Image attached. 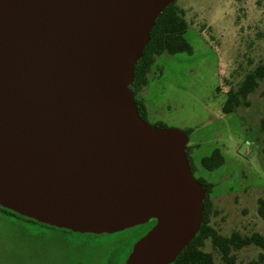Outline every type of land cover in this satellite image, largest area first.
<instances>
[{"label":"water","instance_id":"1","mask_svg":"<svg viewBox=\"0 0 264 264\" xmlns=\"http://www.w3.org/2000/svg\"><path fill=\"white\" fill-rule=\"evenodd\" d=\"M176 0H0V207L78 234L149 220L123 264H172L205 187L188 135L142 119L130 84Z\"/></svg>","mask_w":264,"mask_h":264},{"label":"rangeland","instance_id":"2","mask_svg":"<svg viewBox=\"0 0 264 264\" xmlns=\"http://www.w3.org/2000/svg\"><path fill=\"white\" fill-rule=\"evenodd\" d=\"M174 5L183 12V36L192 52L156 57L139 93L146 121L187 133L194 177L214 184L211 226L225 236H264L256 210L264 196V78L247 105L222 112L227 92L264 64L263 0H176ZM215 149L224 164L206 170L200 160ZM147 231L140 225L111 235L78 234L0 212V264H122ZM203 249L220 261L209 240ZM261 251L244 247L234 252L236 263L256 259Z\"/></svg>","mask_w":264,"mask_h":264},{"label":"trees","instance_id":"3","mask_svg":"<svg viewBox=\"0 0 264 264\" xmlns=\"http://www.w3.org/2000/svg\"><path fill=\"white\" fill-rule=\"evenodd\" d=\"M186 28L187 23L183 18V12L179 10L174 3L167 6L155 21L154 27L150 33L149 42L144 47L142 56L135 65L133 81L130 84V89L133 93V100L136 104L138 113L144 120H146L147 117V107L144 100L139 97V93L148 84V74L155 63L157 56L163 53L176 54L185 52L190 54L192 52L190 44L183 36ZM263 78L264 64H259L254 69L247 72L238 83L237 88L230 89L227 92L222 104V112L230 114L234 112L237 107L247 105V97L258 87L259 81ZM155 126L159 128L165 127L162 124ZM261 152L264 160V143ZM186 157L193 172L192 158L189 156L188 145L186 146ZM200 164L206 170L212 171L224 164V158L220 151L215 149L209 156L201 158ZM197 180L206 190V196L203 201L202 225L195 238L180 252L176 261L172 264H237L234 252L250 245L256 246L262 251L258 254L256 259L241 264H263L264 236L258 232H253L249 235L232 232L228 236L219 233L210 224V217L212 214L211 193L214 184L203 179ZM256 210L258 216L264 221V196L257 199ZM0 212L6 215L24 218L1 207ZM27 220L40 224L31 219ZM155 222L156 220L151 219L144 225L147 226V230H149ZM40 225L47 226L44 224ZM207 240L210 241L213 250L217 252L220 258L219 262L215 261L211 252L204 251L203 248Z\"/></svg>","mask_w":264,"mask_h":264},{"label":"flooded vegetation","instance_id":"4","mask_svg":"<svg viewBox=\"0 0 264 264\" xmlns=\"http://www.w3.org/2000/svg\"><path fill=\"white\" fill-rule=\"evenodd\" d=\"M263 4H264V0H263ZM149 229H150V228H149ZM145 233H146V232H145ZM130 249H131V248H130ZM129 252H130V251H129ZM129 252H128V253H129ZM127 255H128V254H127Z\"/></svg>","mask_w":264,"mask_h":264}]
</instances>
